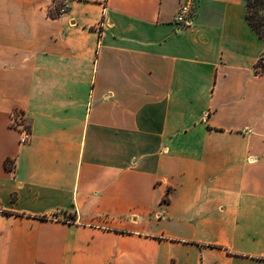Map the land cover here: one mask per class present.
Returning a JSON list of instances; mask_svg holds the SVG:
<instances>
[{
    "label": "crops",
    "instance_id": "0c3cea01",
    "mask_svg": "<svg viewBox=\"0 0 264 264\" xmlns=\"http://www.w3.org/2000/svg\"><path fill=\"white\" fill-rule=\"evenodd\" d=\"M51 7L0 0V264H264V37L246 0Z\"/></svg>",
    "mask_w": 264,
    "mask_h": 264
},
{
    "label": "built area",
    "instance_id": "2783aa9c",
    "mask_svg": "<svg viewBox=\"0 0 264 264\" xmlns=\"http://www.w3.org/2000/svg\"><path fill=\"white\" fill-rule=\"evenodd\" d=\"M72 1L73 0H52V5L56 8L55 12L60 15L68 11V9L72 4ZM175 21L178 27H188L192 24L193 12L189 4H182L180 6L176 14ZM10 126L20 133L21 143L29 142L32 135V131H31V125L28 121V117L25 111L18 108L14 109L10 114ZM8 163L14 164V161L10 160L8 161ZM167 198L168 196H166L164 200Z\"/></svg>",
    "mask_w": 264,
    "mask_h": 264
},
{
    "label": "trees",
    "instance_id": "16d2710c",
    "mask_svg": "<svg viewBox=\"0 0 264 264\" xmlns=\"http://www.w3.org/2000/svg\"><path fill=\"white\" fill-rule=\"evenodd\" d=\"M246 2L248 6L247 18L251 26L261 37H264V0H246ZM50 13L52 12L50 11ZM262 65L264 66L263 60Z\"/></svg>",
    "mask_w": 264,
    "mask_h": 264
},
{
    "label": "rangeland",
    "instance_id": "374dc122",
    "mask_svg": "<svg viewBox=\"0 0 264 264\" xmlns=\"http://www.w3.org/2000/svg\"><path fill=\"white\" fill-rule=\"evenodd\" d=\"M56 4H57V3H56ZM51 8H52V10H55V9H56V8H55L53 5H52V7H51Z\"/></svg>",
    "mask_w": 264,
    "mask_h": 264
}]
</instances>
